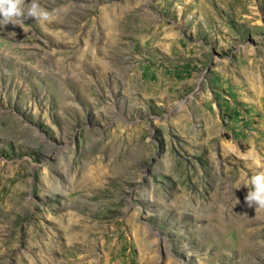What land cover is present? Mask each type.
I'll list each match as a JSON object with an SVG mask.
<instances>
[{
	"label": "rangeland",
	"instance_id": "1",
	"mask_svg": "<svg viewBox=\"0 0 264 264\" xmlns=\"http://www.w3.org/2000/svg\"><path fill=\"white\" fill-rule=\"evenodd\" d=\"M0 264H264V0H0Z\"/></svg>",
	"mask_w": 264,
	"mask_h": 264
},
{
	"label": "bare ground",
	"instance_id": "2",
	"mask_svg": "<svg viewBox=\"0 0 264 264\" xmlns=\"http://www.w3.org/2000/svg\"><path fill=\"white\" fill-rule=\"evenodd\" d=\"M238 235H239V234H238ZM238 235H237V236H238ZM241 237L245 240L247 236H246V234L243 233Z\"/></svg>",
	"mask_w": 264,
	"mask_h": 264
}]
</instances>
